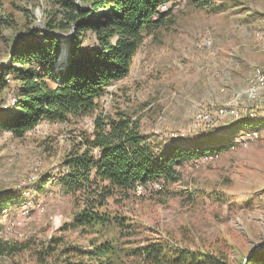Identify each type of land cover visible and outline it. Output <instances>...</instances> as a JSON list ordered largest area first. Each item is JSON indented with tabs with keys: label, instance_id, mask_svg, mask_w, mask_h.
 I'll return each instance as SVG.
<instances>
[{
	"label": "rangeland",
	"instance_id": "374dc122",
	"mask_svg": "<svg viewBox=\"0 0 264 264\" xmlns=\"http://www.w3.org/2000/svg\"><path fill=\"white\" fill-rule=\"evenodd\" d=\"M161 9H170L164 24L144 31L129 74L107 86L93 112L67 120L46 117L21 135L0 130V196L18 195L0 214V245L17 250L0 253V264H75L65 246L89 248L106 237H117L125 249L165 239L222 253L225 264H242L263 240L264 132L252 139L240 134L264 131V114L251 117L249 106L245 111L247 80L264 68V36L257 33L264 31V0H170ZM56 10L52 0H0V66L11 63L21 34L43 40ZM65 35L59 36L68 56L75 34ZM78 41L81 49L97 46L91 30ZM10 73L0 87V118L20 98L21 80ZM230 105L240 107L241 118L224 116L210 128L198 121L205 109ZM118 110L137 120L154 146L176 141L214 150L177 165L176 180L150 179L139 184L142 191L108 198L107 209L125 216L124 226L97 232L71 224L61 230L82 208L80 194L59 182H41L67 173L64 160L85 149L96 116ZM242 118L257 119L245 127L237 121ZM54 237L61 242H52Z\"/></svg>",
	"mask_w": 264,
	"mask_h": 264
},
{
	"label": "trees",
	"instance_id": "16d2710c",
	"mask_svg": "<svg viewBox=\"0 0 264 264\" xmlns=\"http://www.w3.org/2000/svg\"><path fill=\"white\" fill-rule=\"evenodd\" d=\"M52 1L57 10L46 22L50 31L44 32V39L20 36L10 51L11 63L0 66V87L10 72L21 80L20 98L10 114L0 118V130L9 129L21 135L46 117L67 120L93 112L107 86L129 74L144 31L164 24L170 13V9H161L170 0ZM72 28L75 39L69 55L63 64L58 63L62 41L54 31ZM84 30L95 33V49L80 48L78 39ZM256 119L237 121L246 127ZM94 124L91 134L85 136V149L64 160L67 173L58 177L47 175L41 182H59L65 191L80 194L82 208L74 214V222L64 224L61 230L71 224L97 232L113 225L124 226L126 217L107 209L108 198L135 191L150 179L176 180L177 165L214 150L206 146L188 147L176 141L154 146L140 130L138 121L122 110L114 115L99 114ZM16 201L18 195H1L0 214ZM61 240L52 238L54 243ZM92 244L89 248L69 244L63 251L75 264H225L226 259L222 253L191 249L165 239L148 238L129 249L122 247L117 237ZM51 248L49 245L47 251ZM16 250V245H0L2 254ZM248 264H264V245Z\"/></svg>",
	"mask_w": 264,
	"mask_h": 264
},
{
	"label": "bare ground",
	"instance_id": "6f19581e",
	"mask_svg": "<svg viewBox=\"0 0 264 264\" xmlns=\"http://www.w3.org/2000/svg\"><path fill=\"white\" fill-rule=\"evenodd\" d=\"M258 35L264 36V31H257ZM207 41V40H206ZM63 48L60 51L58 63H62L65 57L68 54L66 42H62ZM65 45V47H64ZM245 93L247 95L248 101L253 102L255 99L262 98L264 104V68L255 71L247 80V87L245 89ZM223 111V112H222ZM249 114L253 117L257 111L253 106H249L248 108ZM261 112L264 114V109H261ZM222 114V118L224 116H231L235 119H239L242 117L240 107L235 105H230L229 107L224 108H214V109H205L204 113L200 114L198 121L201 124L206 125L207 127L212 126L214 127L220 120V115ZM206 116V120H209V126L207 123L204 122V118ZM261 132H264L262 129L258 128H248L242 129L240 138L242 139H252L257 137ZM142 185L137 186L138 191H142ZM40 204V203H39ZM38 208L44 211V205H39ZM8 215V214H7Z\"/></svg>",
	"mask_w": 264,
	"mask_h": 264
},
{
	"label": "water",
	"instance_id": "95a60500",
	"mask_svg": "<svg viewBox=\"0 0 264 264\" xmlns=\"http://www.w3.org/2000/svg\"><path fill=\"white\" fill-rule=\"evenodd\" d=\"M56 34H58V35H63V34H66L65 36L66 37H72L73 35H74V29L72 28L68 33H64V32H62V31H60V30H55L54 31ZM20 36H24V35H20ZM17 40V39H16ZM15 40V41H16ZM264 243V238H263V240L260 242V243H258L256 246H254L248 253H247V255H245V257L243 258V261H242V264H248V261H249V259L252 257V255L256 252V251H258L261 247H262V244Z\"/></svg>",
	"mask_w": 264,
	"mask_h": 264
},
{
	"label": "built area",
	"instance_id": "2783aa9c",
	"mask_svg": "<svg viewBox=\"0 0 264 264\" xmlns=\"http://www.w3.org/2000/svg\"><path fill=\"white\" fill-rule=\"evenodd\" d=\"M246 106H253V108H255V111H261V109H264V104H263L262 98L255 99L253 102H247L245 104V111H246ZM204 122L207 123L209 126V120H206V116L204 118ZM220 122H222V114L220 115ZM210 127H212V126H209V128Z\"/></svg>",
	"mask_w": 264,
	"mask_h": 264
}]
</instances>
